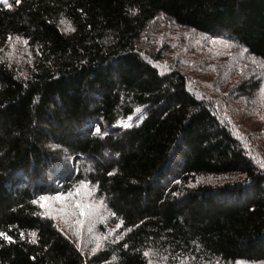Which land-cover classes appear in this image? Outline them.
Returning a JSON list of instances; mask_svg holds the SVG:
<instances>
[{"label": "trees", "instance_id": "obj_1", "mask_svg": "<svg viewBox=\"0 0 264 264\" xmlns=\"http://www.w3.org/2000/svg\"><path fill=\"white\" fill-rule=\"evenodd\" d=\"M161 15L264 60V0L0 4V264H264V158L144 45ZM81 180L123 221L93 260L38 199Z\"/></svg>", "mask_w": 264, "mask_h": 264}, {"label": "rangeland", "instance_id": "obj_2", "mask_svg": "<svg viewBox=\"0 0 264 264\" xmlns=\"http://www.w3.org/2000/svg\"><path fill=\"white\" fill-rule=\"evenodd\" d=\"M11 2L0 4L8 6ZM142 41L153 54L164 57V65L186 74L201 94L217 104L233 131L264 158V60L228 38L179 26L164 15L148 26ZM5 55L26 63L31 53L24 41L15 39ZM94 194L87 200L98 208L92 217L78 215L76 197L64 202L49 197L47 206L43 207L89 260L121 238L120 227L112 224L110 211Z\"/></svg>", "mask_w": 264, "mask_h": 264}, {"label": "snow or ice", "instance_id": "obj_3", "mask_svg": "<svg viewBox=\"0 0 264 264\" xmlns=\"http://www.w3.org/2000/svg\"><path fill=\"white\" fill-rule=\"evenodd\" d=\"M0 2H3L5 4H7V0H0ZM16 4L20 3V0H15ZM8 7H11V5H8ZM9 40L12 39L11 36L8 37ZM17 39H20L19 37H17ZM25 44H27V41H24ZM245 51H247L245 49ZM136 111H140L139 109H137ZM129 120H131V117H129ZM121 124L122 127L128 128L131 127L130 123H122V122H118ZM96 132L99 133L100 129L99 127L96 128ZM95 191V187H89V182L85 181V180H81L79 181V186H73L72 188L69 189V191L67 193H63V192H57L55 194V196L52 198L55 201L58 202H64L67 199H71L73 197H76L77 199L75 200V208L78 210V215L80 217H92L94 215L97 214L98 208L96 205L92 204V203H88L87 200L88 198H90L92 196V193ZM40 206L41 207H46L49 201V197L46 196H40L39 198ZM38 201L37 200H33L32 203L36 204ZM60 211H63L62 209ZM82 223V221H81ZM123 223V221H120L119 223H117V228L120 227V225ZM131 229H128V231H130ZM23 233H21V238H23ZM34 235V233H33ZM0 238H3L6 241L9 242H14L13 238L11 236H8L6 233L4 232H0ZM35 242V241H33ZM125 248H127V245H124ZM149 253L146 251L144 252V256H148ZM149 264H151V261L149 262Z\"/></svg>", "mask_w": 264, "mask_h": 264}]
</instances>
